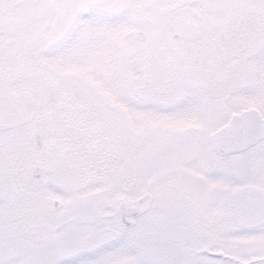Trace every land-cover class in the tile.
Segmentation results:
<instances>
[{
    "label": "snow or ice",
    "instance_id": "6c2138e0",
    "mask_svg": "<svg viewBox=\"0 0 264 264\" xmlns=\"http://www.w3.org/2000/svg\"><path fill=\"white\" fill-rule=\"evenodd\" d=\"M0 264H264V0H0Z\"/></svg>",
    "mask_w": 264,
    "mask_h": 264
}]
</instances>
